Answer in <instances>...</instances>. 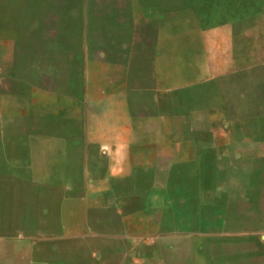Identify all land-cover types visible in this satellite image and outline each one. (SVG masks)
<instances>
[{
  "label": "crops",
  "instance_id": "obj_1",
  "mask_svg": "<svg viewBox=\"0 0 264 264\" xmlns=\"http://www.w3.org/2000/svg\"><path fill=\"white\" fill-rule=\"evenodd\" d=\"M167 1L0 0V264H264V35Z\"/></svg>",
  "mask_w": 264,
  "mask_h": 264
},
{
  "label": "rangeland",
  "instance_id": "obj_2",
  "mask_svg": "<svg viewBox=\"0 0 264 264\" xmlns=\"http://www.w3.org/2000/svg\"><path fill=\"white\" fill-rule=\"evenodd\" d=\"M164 1L165 5L162 4L158 12L161 20L170 19L172 14L169 2ZM177 1L192 6L190 19L193 37L207 35L210 42L217 35H264V0ZM201 24H206V29Z\"/></svg>",
  "mask_w": 264,
  "mask_h": 264
}]
</instances>
